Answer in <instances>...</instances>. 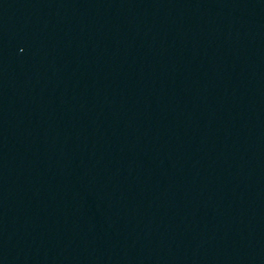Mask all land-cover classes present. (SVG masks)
I'll return each instance as SVG.
<instances>
[{"label":"water","instance_id":"1","mask_svg":"<svg viewBox=\"0 0 264 264\" xmlns=\"http://www.w3.org/2000/svg\"><path fill=\"white\" fill-rule=\"evenodd\" d=\"M0 264H264V0H0Z\"/></svg>","mask_w":264,"mask_h":264}]
</instances>
